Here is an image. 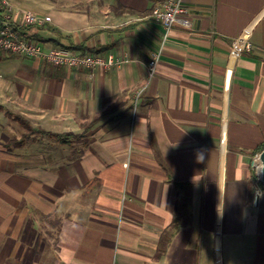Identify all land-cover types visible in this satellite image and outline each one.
I'll return each instance as SVG.
<instances>
[{"label":"crops","instance_id":"crops-1","mask_svg":"<svg viewBox=\"0 0 264 264\" xmlns=\"http://www.w3.org/2000/svg\"><path fill=\"white\" fill-rule=\"evenodd\" d=\"M64 1L38 43L116 63L0 57V264H264V0Z\"/></svg>","mask_w":264,"mask_h":264},{"label":"built area","instance_id":"built-area-1","mask_svg":"<svg viewBox=\"0 0 264 264\" xmlns=\"http://www.w3.org/2000/svg\"><path fill=\"white\" fill-rule=\"evenodd\" d=\"M183 12L182 0H164L161 7L153 11V18L168 29L178 21ZM50 21L48 14L27 8L13 0H0V57L6 54L42 58L55 66L88 67L97 65L110 66L116 61L111 57L77 53L65 47L44 48L34 38L33 31ZM249 46L244 42V46ZM160 51H154L145 63L149 78L155 75ZM254 166L258 168L260 160L254 158Z\"/></svg>","mask_w":264,"mask_h":264},{"label":"rangeland","instance_id":"rangeland-1","mask_svg":"<svg viewBox=\"0 0 264 264\" xmlns=\"http://www.w3.org/2000/svg\"><path fill=\"white\" fill-rule=\"evenodd\" d=\"M25 7L35 9L37 11L56 12V3H66L64 0H13ZM61 1V2H60ZM68 2V1H67Z\"/></svg>","mask_w":264,"mask_h":264},{"label":"clouds","instance_id":"clouds-1","mask_svg":"<svg viewBox=\"0 0 264 264\" xmlns=\"http://www.w3.org/2000/svg\"><path fill=\"white\" fill-rule=\"evenodd\" d=\"M172 146L173 147L178 146V140ZM204 159H205L204 150H197L196 151V160H197V162H202V161H204ZM257 191H258V193L260 195H264V190H257ZM223 211H224V205L223 204L221 205V201H220V203H218V205H217V215H218V217H222Z\"/></svg>","mask_w":264,"mask_h":264},{"label":"water","instance_id":"water-1","mask_svg":"<svg viewBox=\"0 0 264 264\" xmlns=\"http://www.w3.org/2000/svg\"><path fill=\"white\" fill-rule=\"evenodd\" d=\"M258 159L260 160L262 165V177L264 178V148L258 154Z\"/></svg>","mask_w":264,"mask_h":264},{"label":"trees","instance_id":"trees-1","mask_svg":"<svg viewBox=\"0 0 264 264\" xmlns=\"http://www.w3.org/2000/svg\"><path fill=\"white\" fill-rule=\"evenodd\" d=\"M125 7L123 6V9ZM126 10H130L128 7L125 8ZM74 134H71V133H66V134H53L54 137L58 138V139H62V137H65V136H72ZM63 141V140H62Z\"/></svg>","mask_w":264,"mask_h":264}]
</instances>
